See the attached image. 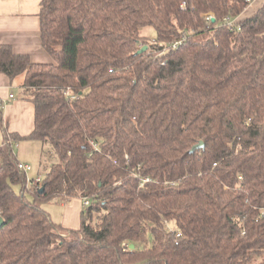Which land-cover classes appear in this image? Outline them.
Instances as JSON below:
<instances>
[{"label":"trees","instance_id":"16d2710c","mask_svg":"<svg viewBox=\"0 0 264 264\" xmlns=\"http://www.w3.org/2000/svg\"><path fill=\"white\" fill-rule=\"evenodd\" d=\"M248 5L41 0L51 62L0 44L34 107L21 138L0 105V264H264V4L238 19ZM24 139L57 158L38 182L18 168ZM73 200L76 229L41 207Z\"/></svg>","mask_w":264,"mask_h":264},{"label":"crops","instance_id":"0c3cea01","mask_svg":"<svg viewBox=\"0 0 264 264\" xmlns=\"http://www.w3.org/2000/svg\"><path fill=\"white\" fill-rule=\"evenodd\" d=\"M40 2L41 0H0V44L10 46L15 54L28 56L32 63L47 64L51 62V58L41 47L38 17ZM243 18L244 14L238 19ZM21 84L22 78L11 82L0 73L4 126L9 134L24 138L33 130L34 107L30 102L20 99ZM15 87L19 88L18 97L12 93ZM10 95L12 99L9 98ZM64 209L62 226L76 229L82 211L80 200H73Z\"/></svg>","mask_w":264,"mask_h":264},{"label":"rangeland","instance_id":"374dc122","mask_svg":"<svg viewBox=\"0 0 264 264\" xmlns=\"http://www.w3.org/2000/svg\"><path fill=\"white\" fill-rule=\"evenodd\" d=\"M264 4V0H252V2L246 7L243 14L244 17L251 15L254 13L259 7ZM242 17V16H241ZM235 22L236 20H232ZM141 35L145 37L148 41L153 42L155 40V32L151 28H144L141 30ZM21 78V77H20ZM17 95L19 93V88L15 87V90L12 92ZM18 97V95L16 96ZM3 140V134L0 130V144ZM14 153L16 158L31 167L30 171L27 172V180H36L42 179L45 175L46 167L50 166L52 163L57 161L51 147L49 145H45L42 142L32 140V139H24L20 141H16L12 144ZM29 200H32L31 194H26ZM79 203V202H78ZM81 208L83 209V202H81ZM69 204V203H68ZM68 204H60V203H44L42 204V208L49 212L50 217L54 223H58L62 226V216L65 213V206ZM150 238L147 239V244L149 245Z\"/></svg>","mask_w":264,"mask_h":264},{"label":"built area","instance_id":"2783aa9c","mask_svg":"<svg viewBox=\"0 0 264 264\" xmlns=\"http://www.w3.org/2000/svg\"><path fill=\"white\" fill-rule=\"evenodd\" d=\"M246 2H247L248 4H250V3L252 2V0H246ZM203 17H204V19H205V21H206L207 24L210 23V22L215 21V18H214V16H213L211 13L206 14V15H204ZM224 22H225L228 26H232V24L234 23L232 20H229L228 18L224 19ZM176 45H177L176 42L172 44L173 47H175ZM9 98L12 99V95H10ZM70 98H71V99H75L76 97H75V96H71ZM0 105H1V102H0ZM18 168H19L20 170H22L25 174H27V172H29L30 169H31L30 166H28V165H26V164H21V163L18 165ZM38 181H39V178L36 179V182H38ZM87 204H88L87 201L84 202V205H87ZM123 246L126 247V248H129L126 244H124Z\"/></svg>","mask_w":264,"mask_h":264},{"label":"water","instance_id":"95a60500","mask_svg":"<svg viewBox=\"0 0 264 264\" xmlns=\"http://www.w3.org/2000/svg\"><path fill=\"white\" fill-rule=\"evenodd\" d=\"M146 50V47H143L140 51H138L137 53L138 54H140V53H142L143 51H145ZM203 143L202 142H200L198 145H196V146H194L193 148H192V150L190 151L191 153H193L195 150H198V149H201V148H203ZM43 192V188H41L40 189V193H42ZM3 225V220H2V218H0V227ZM129 249H134V246L133 245H130L129 246Z\"/></svg>","mask_w":264,"mask_h":264}]
</instances>
